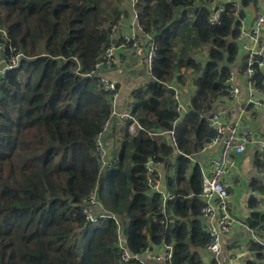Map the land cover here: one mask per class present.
<instances>
[{
	"label": "trees",
	"instance_id": "1",
	"mask_svg": "<svg viewBox=\"0 0 264 264\" xmlns=\"http://www.w3.org/2000/svg\"><path fill=\"white\" fill-rule=\"evenodd\" d=\"M250 1L135 2L141 31L156 47L147 81L130 93V111L141 129L123 130L114 161L101 171L96 136L111 118L113 91L97 76L107 67L96 64L113 40L112 27L127 16L122 0H0V61L22 53L0 78V264H143L120 260L117 223L110 214L121 223L130 255L171 244V264H200L191 245L205 246L209 235L198 198L202 166L190 156L215 134L208 116L227 96L226 80L238 53L239 7ZM219 7L218 22L211 23ZM203 46L202 63L192 48ZM246 61L247 56L241 70ZM182 67L200 74L181 117L167 84L183 80ZM250 80L264 89L263 69L257 67ZM149 131L173 133L150 136ZM149 158L166 169L165 188L173 197L164 207L160 193L147 191ZM253 163L264 172V150ZM250 186L264 193L258 176ZM93 192L94 203L88 201ZM99 205L106 216L97 217L93 207ZM85 206L95 222L87 221ZM249 207L246 222L262 239L249 249L264 264V212L252 198Z\"/></svg>",
	"mask_w": 264,
	"mask_h": 264
},
{
	"label": "crops",
	"instance_id": "2",
	"mask_svg": "<svg viewBox=\"0 0 264 264\" xmlns=\"http://www.w3.org/2000/svg\"><path fill=\"white\" fill-rule=\"evenodd\" d=\"M126 4L122 7L127 9V19L123 24H120L113 36L114 54L118 58L117 65L112 69H116L118 73L126 76L129 80L137 79L139 84H144L148 78V70L146 64V50L150 41L148 33L141 30H136L132 21L131 1L126 0ZM264 0H252L246 6L240 5L242 11L241 28L246 31L254 27L255 19L262 7ZM128 7V8H127ZM132 30L137 33L136 40L127 44L123 43L122 37L129 34ZM238 41V53L232 65L235 71L234 83L237 84L239 91L235 97H224L219 103L215 111H223V117L226 119L235 118L243 108L240 120V128L251 132L253 139L245 147V151L239 154L231 153L230 160L233 162L229 167L228 172L223 176V182L227 186L229 194L228 212L233 218L232 227L228 232L222 235V251L221 264H263V261L256 256V252L249 249V244L252 241L261 243L259 234L255 229L248 226L246 220L250 217L251 208L249 207L250 199L255 201V209L259 212H264V193L253 191L250 183L253 177L258 176L264 180V172L258 173L253 163L254 156L258 152L263 151L262 144H264V89H257L249 83L248 76L242 68V60L247 56L246 46L248 39L241 37ZM261 43L264 45V29L261 36ZM198 47V46H197ZM198 48H192L193 53L196 54V60L202 63L205 62L207 56V48L203 46L199 59ZM264 59V57H263ZM105 68L104 72H106ZM264 71V65H263ZM102 72V73H104ZM178 73L184 75L181 82L174 79L173 84L179 94L178 102L182 108L180 116L182 117L189 109L190 98L195 90L194 80L199 75L198 72L193 71L192 67H182ZM118 87H119V83ZM253 97L254 100L262 101L261 104L249 102ZM131 94L128 95L125 101L115 106V111L122 112L128 110L127 103L131 104ZM113 119L116 120L115 117ZM112 120L110 127L102 135V142L104 147L114 153L120 148V141L123 130L126 128V122L117 123ZM117 123V124H116ZM119 143V146L117 145ZM115 149V151H114ZM219 148L204 151H198L191 156V162H198L202 167L201 170L205 172L210 171L211 160L218 155ZM111 153V154H112ZM175 161V160H174ZM166 171V169H165ZM171 167L167 168V173L170 174ZM165 172L162 171L160 188L165 189L164 180ZM164 178V179H163ZM204 225V224H203ZM205 229V227H204ZM165 252L164 246L159 245L150 247L148 252L143 253L141 261L144 264H167L163 259ZM191 252L195 253L200 264H214L213 254L205 246L191 245Z\"/></svg>",
	"mask_w": 264,
	"mask_h": 264
},
{
	"label": "built area",
	"instance_id": "3",
	"mask_svg": "<svg viewBox=\"0 0 264 264\" xmlns=\"http://www.w3.org/2000/svg\"><path fill=\"white\" fill-rule=\"evenodd\" d=\"M130 1H131V6L134 8V4L137 0H130ZM222 10L223 8L219 7L211 13V16L209 18L211 23L218 22L219 15L222 12ZM235 16L237 17V19H239V14L235 13ZM132 18H133L132 21L133 26L136 28V30H141V26L139 24L137 18V12L135 11V9L132 10ZM121 19H123V17L119 19L120 21L116 26H113L115 32L117 30L116 28L121 24L120 23ZM263 29H264V6L256 16L254 27L251 30L246 31L243 28H241V19H240V33L239 36L237 37V40L240 39L241 37H246L248 39L247 41L248 44L246 46L247 61H246L245 72L248 76L249 83L252 86L253 83L251 82L250 78L256 72L257 67L263 69V65H264V59H263L264 45L261 43V36L263 34ZM136 36L137 33L134 30H132L128 35L123 36L122 39L125 40V42H131V41L134 42L136 40L135 38ZM149 37H150V41L147 46L145 57H146L147 70L150 74L151 64L155 56L156 47L154 42L152 41V37L150 35ZM1 47L2 44H0V48ZM21 56L22 53H17V55L15 57H12L11 61L8 63L0 61V78L2 77L6 69L14 67L17 64ZM117 63H118V58L114 54V44L111 43L104 50L96 66L98 68L102 66L110 68L112 66L117 65ZM234 75H235V71L234 69H232L226 80L228 84V93H227L228 97H235L239 91L237 84L234 83ZM97 76L101 78L105 90L113 91L112 92L113 108H112L111 118L108 121H105L102 130L96 136V152L100 156L101 171H103L106 165H111V163L114 161V158L111 157L108 150L104 147L101 139L104 132L110 127L112 120H115L113 119V117L116 118L115 121L117 123L126 122L127 123L126 129L127 132H129L130 134H136L138 130L141 129V127L137 121L135 114L132 113L130 109L124 110L122 112L115 111V106L117 105L116 104V96L118 90L117 81L103 77L101 72L97 74ZM167 87L174 91V98L177 102V110L180 111L182 106L178 102L179 94L176 87L170 84H167ZM249 102L255 104L262 103V101L254 100L253 97L249 99ZM242 110L243 108H241V111L239 112L237 117L230 118L229 120L223 117V111L212 112L208 116V124L210 128L214 130L215 134L208 141H206L200 149V152L203 153L204 151H209L215 149L216 147L219 148L218 155L214 157L210 162V171L205 172L201 170L202 171L201 189H200V193L198 194V198H200L203 203L200 209L201 212L200 216L203 220L205 230L209 235V240L206 243L205 247L213 254L214 264H221L220 257L222 251V235L223 233L228 232L231 229L233 223V218L228 212L230 199H229L227 186L223 182V176H225V174L228 172L229 167L233 163L230 160L231 153L234 152L236 154H239L244 152L247 144L253 139L250 131H246L240 128L241 123L239 122V120ZM172 133H173L172 131L148 132L150 136L166 134L167 136L170 137L172 136ZM172 143L175 144L173 138H172ZM262 147L264 150V144H262ZM145 169H146L147 191L148 193H153V192L160 193L162 196V203L164 207L167 199L173 197L171 193L167 192L166 188L164 190L160 188L162 171L165 172L164 165L160 161H155L153 158H149L145 163ZM164 185H165V180H164ZM95 196H96V192H93L88 198V201L93 203L96 202ZM93 208L98 210L97 217L106 216L107 212L103 208H101L100 205L94 206ZM83 211L85 213V217L88 222H95L97 220L96 219L97 217L93 213L90 206L83 207ZM163 211L165 212V208H163ZM109 216L116 219L117 246L121 250L120 260L125 262L131 258H135L141 261V257H140L141 255L132 256L127 251L125 236L123 234L122 226L118 218L113 214H110ZM163 246L165 249V252L163 254V259L164 261L167 262V264H171V259L173 256V247L171 244H166V245L163 244ZM149 249L150 248L148 247L143 253L148 252Z\"/></svg>",
	"mask_w": 264,
	"mask_h": 264
},
{
	"label": "water",
	"instance_id": "4",
	"mask_svg": "<svg viewBox=\"0 0 264 264\" xmlns=\"http://www.w3.org/2000/svg\"><path fill=\"white\" fill-rule=\"evenodd\" d=\"M102 76L107 79L116 80L117 83H119L116 96V104H121L123 101H125L131 91L137 87V79L129 80L126 76L118 73L116 69H109L106 72L102 73Z\"/></svg>",
	"mask_w": 264,
	"mask_h": 264
},
{
	"label": "rangeland",
	"instance_id": "5",
	"mask_svg": "<svg viewBox=\"0 0 264 264\" xmlns=\"http://www.w3.org/2000/svg\"><path fill=\"white\" fill-rule=\"evenodd\" d=\"M128 1H129V0H128ZM126 2H127V1L122 0V4H123V5H125ZM128 3H129V2H128ZM122 8H123V7H122ZM127 8H128V7H127ZM130 9H135V8H133V7L131 6ZM124 12H125L126 14H128V11H127V9L125 8V6H124ZM125 13H124V14H125ZM126 17H127V16H124L123 19H121V22H120L121 24H123V23L125 22V20L127 19ZM116 29L118 30V28H116ZM111 31H113V32H112L113 34H111V36H114V34H115V33H114L115 30H114L113 27H112ZM115 35H116V34H115ZM127 35H128V34H127ZM136 37H137V36H136ZM136 37H135V38H136ZM113 40H114V39H113ZM113 40L111 39V43L113 42ZM123 43L127 44V43H129V42H125V40H123ZM199 45H200V44H199ZM180 46H181V44H179L177 48H181ZM201 49H202V48H201ZM201 49L199 48V59H200V55H201V53H202ZM198 73H199V72H198ZM199 74H200V73H199ZM128 105H129V106H128ZM126 106H128V108H126V109H130V104H129V103H127ZM117 145L119 146V143H118ZM119 149H120V148H118V149L116 150V152H118ZM114 151H115V149H114ZM112 152H113V150L110 151V155H111ZM107 185H108V184H107ZM105 189L107 190V186H106ZM90 230H91V228L87 229V232H90Z\"/></svg>",
	"mask_w": 264,
	"mask_h": 264
}]
</instances>
